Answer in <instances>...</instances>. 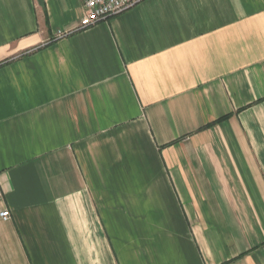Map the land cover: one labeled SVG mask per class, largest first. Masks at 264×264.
Returning a JSON list of instances; mask_svg holds the SVG:
<instances>
[{"label":"crops","instance_id":"crops-1","mask_svg":"<svg viewBox=\"0 0 264 264\" xmlns=\"http://www.w3.org/2000/svg\"><path fill=\"white\" fill-rule=\"evenodd\" d=\"M83 1L0 0V264H264V0Z\"/></svg>","mask_w":264,"mask_h":264},{"label":"built area","instance_id":"built-area-1","mask_svg":"<svg viewBox=\"0 0 264 264\" xmlns=\"http://www.w3.org/2000/svg\"><path fill=\"white\" fill-rule=\"evenodd\" d=\"M142 1L143 0H84L83 16L80 18L77 26L73 30H81L91 27L102 20H106L107 18L127 11ZM68 34L69 32L57 31L56 36L64 37ZM9 217L10 212L8 210L0 212L1 220L6 221Z\"/></svg>","mask_w":264,"mask_h":264}]
</instances>
